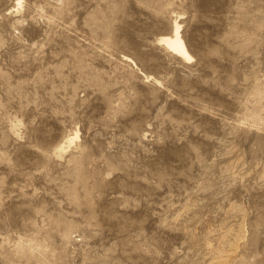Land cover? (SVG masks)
Wrapping results in <instances>:
<instances>
[{
    "label": "rangeland",
    "instance_id": "rangeland-1",
    "mask_svg": "<svg viewBox=\"0 0 264 264\" xmlns=\"http://www.w3.org/2000/svg\"><path fill=\"white\" fill-rule=\"evenodd\" d=\"M0 264H264V0H0Z\"/></svg>",
    "mask_w": 264,
    "mask_h": 264
},
{
    "label": "bare ground",
    "instance_id": "bare-ground-1",
    "mask_svg": "<svg viewBox=\"0 0 264 264\" xmlns=\"http://www.w3.org/2000/svg\"><path fill=\"white\" fill-rule=\"evenodd\" d=\"M17 4H20V0H17ZM161 43L164 44V46L174 55L178 56L179 58H182L186 61L190 60L191 57L186 51L185 45L181 39L180 36V27L175 23L174 24V31L173 36L168 38H163L160 40ZM162 44V45H163ZM77 139V135L74 136L73 139L69 140V144H72L74 140ZM63 150V149H62Z\"/></svg>",
    "mask_w": 264,
    "mask_h": 264
}]
</instances>
